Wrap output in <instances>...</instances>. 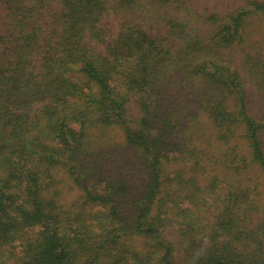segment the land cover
<instances>
[{
    "label": "trees",
    "instance_id": "obj_1",
    "mask_svg": "<svg viewBox=\"0 0 264 264\" xmlns=\"http://www.w3.org/2000/svg\"><path fill=\"white\" fill-rule=\"evenodd\" d=\"M0 264H264V0H0Z\"/></svg>",
    "mask_w": 264,
    "mask_h": 264
}]
</instances>
